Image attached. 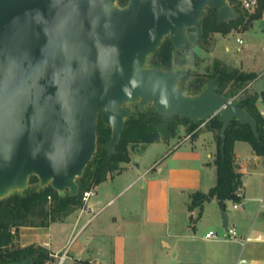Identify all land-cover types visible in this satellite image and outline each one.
Instances as JSON below:
<instances>
[{
  "label": "water",
  "instance_id": "1",
  "mask_svg": "<svg viewBox=\"0 0 264 264\" xmlns=\"http://www.w3.org/2000/svg\"><path fill=\"white\" fill-rule=\"evenodd\" d=\"M210 10L220 24L239 18L230 0H0V200L26 192L32 177L77 196L99 119L112 131L111 157L128 104L195 124L220 115L222 149L233 119L259 139L254 117L217 93L216 80L191 95L181 73L149 65L167 38L180 50L189 30L202 36Z\"/></svg>",
  "mask_w": 264,
  "mask_h": 264
},
{
  "label": "crops",
  "instance_id": "2",
  "mask_svg": "<svg viewBox=\"0 0 264 264\" xmlns=\"http://www.w3.org/2000/svg\"><path fill=\"white\" fill-rule=\"evenodd\" d=\"M255 21L264 22V16ZM238 39L244 44L241 35L237 42ZM226 51L229 57L231 48L227 45ZM237 51L243 49L238 47ZM234 63L233 68L257 74L246 90L259 93L257 107L260 112L264 111V94L255 88L264 78V68L258 62L252 64L241 57ZM234 153L244 182L243 216L232 224L239 234L236 241L207 240L206 234L198 236L196 233L194 239L199 238L198 251L195 252V248L192 252L188 249L189 253H182L186 228L182 226L181 214H192L195 230H198L196 223L207 214L206 221L211 228L206 233L214 230L220 233L222 228L218 200L210 197L208 201V194L218 181L214 164L218 141L216 134L207 129L154 161L141 158L123 163L114 177L111 175L93 187L96 195L87 205L63 222L48 228H27L39 237L41 230L50 232L56 224L66 226L61 244L55 246L53 242L41 240L33 244L45 247L50 254H58L70 246V256L63 264H236L241 259L246 260L242 264H264V220L253 224L246 221L252 214H262L259 206L264 196V157L257 156L251 145L243 141L235 143ZM198 192L206 198L190 208L192 195ZM125 195L126 198L117 203L118 198ZM215 201L218 207L208 211V206ZM247 237L253 240L243 247L242 242ZM50 261L56 264L58 260L51 257Z\"/></svg>",
  "mask_w": 264,
  "mask_h": 264
},
{
  "label": "trees",
  "instance_id": "3",
  "mask_svg": "<svg viewBox=\"0 0 264 264\" xmlns=\"http://www.w3.org/2000/svg\"><path fill=\"white\" fill-rule=\"evenodd\" d=\"M130 0H118L119 5L126 6ZM239 0H230L231 5L239 14V18L229 23L220 24L216 11L210 10L208 16L203 20V35H198L195 29L188 31L185 45L180 50H175L172 41L167 38L158 54L149 58L150 66H158L165 70H175L177 57L195 42L206 40L212 33L229 34L235 26L238 27L245 22L246 17L238 10ZM260 1V7L256 13L248 16V21H255L264 15V0ZM185 61L182 62L184 64ZM177 71V70H176ZM182 74L180 86L189 94H199L212 80H216L215 91L226 97L232 98L242 89L257 78L255 73H246L239 69L226 66L221 61H216L214 72L208 73L206 77L190 78L188 72L179 71ZM260 98L259 93H246L240 100H234L238 105L249 112L255 119L260 138L257 139L247 124H241L233 119L227 130L225 147L222 149V139L219 135L223 125L220 115H216L208 122L193 123L178 115L167 117L159 115L154 106H148L141 112L136 106V111L131 112V117L126 121V127L122 133L121 141L116 147V153L109 157L108 143L111 139V128L99 119L97 131V152L92 162L85 170L84 176L78 179L80 187L77 196L68 194L61 196L51 186L40 189L37 177H32L30 183L35 187H29L26 192L12 193L7 198L0 200V264L20 263L32 258L30 264H45L51 260L48 249L41 245L31 244L25 247H16L15 234L21 228H48L55 223L63 222L69 215L84 207L82 196L84 192L103 183L111 174L120 171L123 163L131 161V151L141 145L143 149L147 146L165 142L179 134L181 126L190 125L197 128L206 123L208 130L214 132L218 141V154L214 164L218 170V181L209 192V197L216 198L223 212L227 210V203L240 202L236 196L238 190L243 189V175L239 172L234 153L235 143L247 142L253 148L257 156L264 157V118L257 107ZM206 198L203 193L192 195L191 207L202 203ZM13 231L15 233H13Z\"/></svg>",
  "mask_w": 264,
  "mask_h": 264
},
{
  "label": "rangeland",
  "instance_id": "4",
  "mask_svg": "<svg viewBox=\"0 0 264 264\" xmlns=\"http://www.w3.org/2000/svg\"><path fill=\"white\" fill-rule=\"evenodd\" d=\"M238 2V10L246 17L245 22L238 25V27L235 26V29H233L227 35L212 33L206 40L195 42L191 48L184 50L182 54L177 57L178 59L175 62V70L188 72L191 77L190 79L193 80L195 77H206L208 73H213L216 61H221L222 64L233 67V64H235L234 60L237 58H239L240 60V57L243 61H247L249 63L258 62V65L264 68V22H247L246 20H248V16L252 15V13L242 8L240 0ZM240 35L244 39V44H239L237 42V38ZM226 45L231 48L229 57H227ZM238 47H241L243 51L238 52ZM232 58H234V60ZM183 61H185L184 64H182ZM255 88L260 89L261 94H264V78L256 84ZM251 91L252 89H248L247 92L245 91V89H242L237 95L233 97V99L236 101H240L246 93H250ZM127 108L131 112L136 111V106L134 104H128ZM207 129L208 128L206 123L200 125L195 129L190 125L181 126L179 128L178 136L171 139L168 143L161 141L159 143L149 145L145 149H143L141 145L136 146V148L131 151V161H137V159L140 160L141 158L145 159V161H154L160 158L164 152L171 151L179 147L186 140H192L202 133L207 132ZM115 173L111 175H113L114 177L116 175ZM30 187H35V183H30ZM126 195L122 198L119 197L117 203L122 202L126 198ZM234 204V202H228L226 212H223L220 208L221 214L219 219L222 223V228H220L219 230L220 233L214 230L219 234L220 238H223V232L226 233L224 220L225 214L229 217L231 226L232 224H234V221H240V218L243 216V209L241 207H239L238 210L234 209ZM213 207H218L216 201L208 206V211H210V209ZM191 217L192 214L190 213L180 215V220H182L183 223L182 226L183 228H186L185 233H183L186 237V242L182 247V253L184 254L189 253L188 249H190L192 252V249L194 250L196 248L194 251H198L197 248H199V238H197V240L196 238L194 239L195 234L197 233L198 236H204L206 232L211 228L209 222L206 221V218H208V214L206 218L201 219L197 223L193 221L196 223L198 230L193 229L192 225L194 223L192 224ZM247 220L251 224L259 223L264 220V213H262L260 216H257V214H252L248 217V219L246 218V221ZM65 229L66 226L56 224L53 226V229L50 232L41 230L40 236L38 237L35 236L34 233H31L27 228H21L19 232L15 234L14 245L16 247H22L23 245L38 243V240H41L53 242V244L57 246L63 242ZM187 241L191 242L188 243ZM170 242H172V240H170ZM45 264L52 263L51 261H48Z\"/></svg>",
  "mask_w": 264,
  "mask_h": 264
},
{
  "label": "built area",
  "instance_id": "5",
  "mask_svg": "<svg viewBox=\"0 0 264 264\" xmlns=\"http://www.w3.org/2000/svg\"><path fill=\"white\" fill-rule=\"evenodd\" d=\"M240 4H241L242 8H244V10H247L252 14L256 13L260 7V1L259 0H240ZM238 42L240 44H242L243 40L238 39ZM261 114H262V116H264V111H262ZM95 195H96V192L94 191V189H91V190L84 192V194L82 196L84 206L87 205L89 203L90 199ZM236 196L238 197V199H240V202L234 204V209H238L239 207H241V205L244 201L243 190L242 189L238 190ZM259 213H264V196L260 199ZM13 233H15V232L13 231ZM204 238L207 240L224 239V240L236 241L239 238V234H238V230L235 226L228 225L226 233H225L223 238H220L219 234L216 231H209L208 233H206ZM252 240L253 239L251 237L245 238V240L242 242L243 247H245ZM70 251H71L70 246H67L62 252H60L58 254H50V256L53 258H56L58 260L56 264H63L69 258ZM245 262H246V260L241 259L236 264H242Z\"/></svg>",
  "mask_w": 264,
  "mask_h": 264
},
{
  "label": "flooded vegetation",
  "instance_id": "6",
  "mask_svg": "<svg viewBox=\"0 0 264 264\" xmlns=\"http://www.w3.org/2000/svg\"><path fill=\"white\" fill-rule=\"evenodd\" d=\"M231 4V3H230Z\"/></svg>",
  "mask_w": 264,
  "mask_h": 264
}]
</instances>
